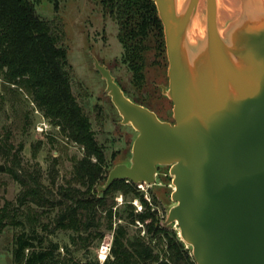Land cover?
<instances>
[{
  "label": "water",
  "instance_id": "1",
  "mask_svg": "<svg viewBox=\"0 0 264 264\" xmlns=\"http://www.w3.org/2000/svg\"><path fill=\"white\" fill-rule=\"evenodd\" d=\"M152 1L172 121L131 99L93 58L120 123L136 132L128 161L96 192L115 180L152 185L168 166L173 204L163 226L178 227L195 263L264 264V0H235L224 22L220 0H203L198 26L201 0Z\"/></svg>",
  "mask_w": 264,
  "mask_h": 264
},
{
  "label": "trees",
  "instance_id": "2",
  "mask_svg": "<svg viewBox=\"0 0 264 264\" xmlns=\"http://www.w3.org/2000/svg\"><path fill=\"white\" fill-rule=\"evenodd\" d=\"M99 3L103 14L118 25L123 62L132 71L134 84L140 87L145 76V54L150 48L160 54L164 51L163 27L154 2L99 0ZM64 41V25L59 17L43 19L31 0H0V78L25 90L43 118L83 150L81 158L72 159L66 186H60L58 197L53 198L52 192L40 185L38 174L18 173L12 168L18 163L17 154L12 152L8 139H0V152H6L4 158L12 163L7 171L23 187L17 196V206L5 202L0 209V232L7 225L22 226L14 236L12 264H73L71 257L60 258L57 243L50 242V246L41 248L33 244L38 238L36 227L43 212H29L30 203L56 210L50 231L72 232L70 243L75 250L88 248L94 239L100 241L104 229L112 231L109 256L104 264H196L176 232L168 234L169 228L160 225L156 212L150 210L139 193L138 184L115 180L107 190L97 194V184L106 179L105 154L89 117L72 93ZM117 192L123 194L126 205L113 210L115 202L109 201V197ZM133 198L139 199L142 211L134 212L130 203ZM23 206L24 210L18 212ZM114 218L118 221L115 227ZM122 221L126 225L141 224L144 235L139 234L140 228L130 234ZM26 226L30 231L23 229ZM42 226L47 228V224ZM145 235L150 240L157 239L161 246L157 248L146 241ZM65 249L68 251V246Z\"/></svg>",
  "mask_w": 264,
  "mask_h": 264
},
{
  "label": "rangeland",
  "instance_id": "3",
  "mask_svg": "<svg viewBox=\"0 0 264 264\" xmlns=\"http://www.w3.org/2000/svg\"><path fill=\"white\" fill-rule=\"evenodd\" d=\"M31 1L34 3L36 13L43 19L52 20L59 17L62 20L65 31L64 46L70 65L71 90L84 113L89 117L95 138L103 147L107 176L113 165L128 161L129 150L136 132L120 123V116L105 93V83L99 72L94 69L93 58L110 70L116 82L131 99L155 111L161 119L172 121V102L162 94L160 88V85L166 86L168 81L165 44L161 54L154 48H150L145 54L144 81L140 87H137L132 81V71L123 62L118 25L110 16L103 14L99 0ZM0 139H8L9 145L13 146L12 152H16L18 160V163L12 166V163L3 156L6 152H0V166H2L0 209L5 202L17 206V196L23 188L7 171V167L12 166L18 173L28 171L33 175L38 174L40 185L51 191L52 197L55 198L58 197L56 195L58 188L66 186L70 179L72 159L83 156L80 146L64 138L57 127L43 118L41 111L31 102L25 90L6 84L1 78ZM104 181L105 179L97 185H101ZM172 188L168 166L157 167L154 184H138L139 193L143 194L150 210L156 212L160 225H163L168 210L173 204L170 199ZM109 201L115 202L113 210L124 208L126 205V199L120 192L115 193L113 197L110 196ZM130 203L134 207V212L143 210L138 198H133ZM29 206V212L33 211L32 214L43 212L39 218L40 224L36 227L38 238L33 240L37 248L57 243L60 247L57 251L60 258L71 257L73 264H104L109 255L100 254L99 247L103 242H112V231L104 229L100 241L94 239L88 248L75 250L70 243L72 232L50 231L52 227L50 221L56 212L55 209L39 208L34 203H30ZM24 208L25 206L21 207L18 212ZM20 219L24 220V216H20ZM116 223L118 221L114 218L113 227ZM42 224H47V228L44 229ZM122 224L126 225L123 221ZM126 227L130 234H135L140 228L139 234L144 235V227H141V224H128ZM167 227L168 234L176 232L178 236V227L175 224ZM23 229L29 230L27 226ZM21 230L22 226L7 225L0 232V264H12L14 236ZM145 237L152 245L161 246L157 243V239L150 240L147 235ZM65 246H68V251ZM185 248L190 250L186 244Z\"/></svg>",
  "mask_w": 264,
  "mask_h": 264
},
{
  "label": "bare ground",
  "instance_id": "4",
  "mask_svg": "<svg viewBox=\"0 0 264 264\" xmlns=\"http://www.w3.org/2000/svg\"><path fill=\"white\" fill-rule=\"evenodd\" d=\"M180 1H182V0H180ZM220 2H221V7H220V11H219V19L221 22H224V20L226 18H228L232 9L234 8L235 0H220ZM201 8H203V0H201V2H200L199 16H198L197 21L195 23L197 26L199 25L200 13L202 11ZM196 25H195V27H196ZM192 29H194V28L192 27Z\"/></svg>",
  "mask_w": 264,
  "mask_h": 264
},
{
  "label": "built area",
  "instance_id": "5",
  "mask_svg": "<svg viewBox=\"0 0 264 264\" xmlns=\"http://www.w3.org/2000/svg\"><path fill=\"white\" fill-rule=\"evenodd\" d=\"M110 242H103L99 247V253L102 255H108L110 251Z\"/></svg>",
  "mask_w": 264,
  "mask_h": 264
}]
</instances>
